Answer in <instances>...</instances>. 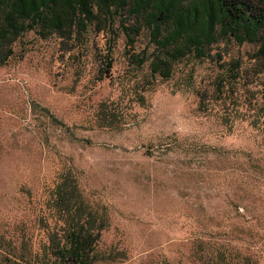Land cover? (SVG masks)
Listing matches in <instances>:
<instances>
[{
    "label": "rangeland",
    "instance_id": "obj_1",
    "mask_svg": "<svg viewBox=\"0 0 264 264\" xmlns=\"http://www.w3.org/2000/svg\"><path fill=\"white\" fill-rule=\"evenodd\" d=\"M126 19L77 39L26 33L0 67V264L42 263L66 171L108 213L97 264H264L259 46L220 42L164 80L138 65L155 48L147 32L128 45Z\"/></svg>",
    "mask_w": 264,
    "mask_h": 264
},
{
    "label": "trees",
    "instance_id": "obj_2",
    "mask_svg": "<svg viewBox=\"0 0 264 264\" xmlns=\"http://www.w3.org/2000/svg\"><path fill=\"white\" fill-rule=\"evenodd\" d=\"M122 14L127 19L120 28L128 45L147 32L155 48L138 65L149 63L152 75L164 80L172 79L175 68L189 59L210 58L212 46L220 42L258 45L257 57L264 58V0H0V67L7 65L15 43L26 33L77 39L93 25L105 31ZM240 70V62L232 63L228 78L236 79ZM47 209L54 227L48 220L41 222L48 235L41 264L108 259L99 251L102 232L110 225L108 213L85 200L72 171L63 172L49 189ZM241 264L252 262L244 257Z\"/></svg>",
    "mask_w": 264,
    "mask_h": 264
}]
</instances>
